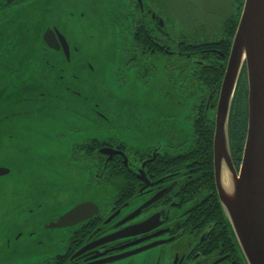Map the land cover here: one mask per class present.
<instances>
[{"label": "flooded vegetation", "instance_id": "af4514ba", "mask_svg": "<svg viewBox=\"0 0 264 264\" xmlns=\"http://www.w3.org/2000/svg\"><path fill=\"white\" fill-rule=\"evenodd\" d=\"M245 2L0 0V171L9 169L0 172V254L21 240H39L40 219L31 218L44 210L55 213L43 223L50 228L49 223L75 206L92 202L82 199L66 209L60 201L68 197H61L34 206L42 190L38 180L52 174V161L36 174L30 169L41 166L35 138L41 129L47 135L53 132L54 101L79 93L64 80V73L80 74L84 67L77 60L83 48L89 49L87 37L108 32L120 56L116 77L133 82V101L148 112L154 100L178 107L193 100L190 109L172 110L188 111L185 120L191 130L183 132L175 124L160 125L149 118L137 127L140 139L131 143L122 132L74 138L71 160L87 177L88 187L108 195L103 207L93 201L99 207L94 215L62 227L69 234L63 255L36 264H85L137 250L103 264H129L132 257L149 253L158 258L153 262L147 257L143 264H248L221 214L210 126L195 123L211 121L213 114L216 122L212 102L220 96ZM48 31L58 41L54 37L49 43ZM244 79L248 92L246 66L235 96ZM70 131L73 136L87 134L85 125ZM244 145L235 163L238 170ZM25 218L34 221L27 223ZM131 225H140L134 230L137 234L98 243ZM87 245L93 248L76 255Z\"/></svg>", "mask_w": 264, "mask_h": 264}, {"label": "rangeland", "instance_id": "374dc122", "mask_svg": "<svg viewBox=\"0 0 264 264\" xmlns=\"http://www.w3.org/2000/svg\"><path fill=\"white\" fill-rule=\"evenodd\" d=\"M73 37L76 41L78 40V36ZM87 39L89 41L86 40L85 45H88L89 49L83 48L77 60L84 69L80 74L77 71H71L73 77L67 72L64 73V80L70 81L79 93L58 97L54 101L57 120L54 122L53 132L47 135L45 129H41L36 134L35 147L43 159L41 166L38 168L33 166L30 172L36 174V171H44L49 161H52L53 170L52 174L38 180L42 184V190L36 196L34 206L39 202L49 205L61 197H68L60 201L66 209L82 199L96 201L100 206H104L108 192L106 191L105 194L95 192L92 187H88L87 177L82 176L81 170H78L76 163L71 160L70 148L74 138L82 141L84 135L115 136L118 132H122L125 139L131 143L136 138L140 139L137 127L149 118L160 125L175 124L173 126L182 131L191 130L188 121L185 120L188 111L172 110L190 109L193 100L183 102L180 107L169 104L167 101L154 100L149 105V109L153 110L144 111L141 109L143 107H140L141 102H135L131 98L135 90L133 82L116 77L120 56L115 37L106 32L88 36ZM77 76L80 78L75 79L74 77ZM27 108L30 106L28 105ZM84 125L87 134L80 133L77 136L71 134L70 127H84ZM54 215L55 213L51 214L44 210L41 215L32 217L31 219H40L38 226L41 228L37 234L40 239L21 240L15 247L6 249L0 254V264H36L52 261L63 255L69 234L63 231L64 228H45L43 225ZM24 221L29 223L34 220L25 218ZM23 247L26 248L23 250ZM147 257L153 262L158 258L155 253L134 256L129 264H143ZM121 263L123 262L116 264Z\"/></svg>", "mask_w": 264, "mask_h": 264}, {"label": "water", "instance_id": "95a60500", "mask_svg": "<svg viewBox=\"0 0 264 264\" xmlns=\"http://www.w3.org/2000/svg\"><path fill=\"white\" fill-rule=\"evenodd\" d=\"M45 35L49 43L56 36ZM59 39L67 45L66 38ZM59 43V42H58ZM68 46V45H67ZM69 56V52L66 51ZM246 66L248 85V129L239 170L231 151L230 117L237 86ZM214 173L220 204L228 227L248 264H264V0H246L243 14L233 40L228 67L216 110L214 132ZM0 172H9V169ZM99 210L97 204L85 202L48 224L62 228L85 221ZM116 216V214H115ZM111 217L108 222L115 218ZM132 216L121 222L131 219ZM137 226L105 236L99 244L137 234ZM93 248L87 245L76 255ZM138 251V250H137ZM132 251L85 264H103L135 254ZM108 253L97 254V259ZM75 255V256H76Z\"/></svg>", "mask_w": 264, "mask_h": 264}, {"label": "trees", "instance_id": "16d2710c", "mask_svg": "<svg viewBox=\"0 0 264 264\" xmlns=\"http://www.w3.org/2000/svg\"><path fill=\"white\" fill-rule=\"evenodd\" d=\"M220 81V79H219ZM243 84V85H242ZM220 85V82L219 84ZM241 89L237 96L234 98L232 111H231V117H230V134L233 138V142H231V151L232 156L234 153L235 157V163L241 158L242 155V148L245 142L246 137V131H247V124H248V107H247V100H248V92L245 89L246 87V80L244 79L243 82L240 84ZM219 96V95H218ZM218 96L213 100V109H216L217 103H218ZM207 101L205 100L203 104L200 106L202 109L206 108ZM203 118V117H201ZM211 121H203V119L197 120L195 123L200 125L208 124L210 126V142L211 146L213 144V138H214V132H215V116L214 114L210 116ZM202 134L204 130H199ZM197 132V133H200ZM237 164V163H236ZM221 214L223 216V219L228 226V223L225 219V215L223 213L222 207ZM229 228V227H228Z\"/></svg>", "mask_w": 264, "mask_h": 264}]
</instances>
